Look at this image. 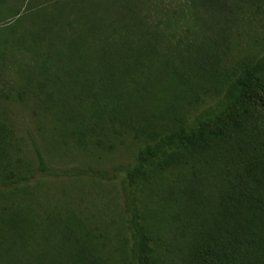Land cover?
Here are the masks:
<instances>
[{"label": "trees", "instance_id": "16d2710c", "mask_svg": "<svg viewBox=\"0 0 264 264\" xmlns=\"http://www.w3.org/2000/svg\"><path fill=\"white\" fill-rule=\"evenodd\" d=\"M0 264H264V0H0Z\"/></svg>", "mask_w": 264, "mask_h": 264}, {"label": "rangeland", "instance_id": "374dc122", "mask_svg": "<svg viewBox=\"0 0 264 264\" xmlns=\"http://www.w3.org/2000/svg\"><path fill=\"white\" fill-rule=\"evenodd\" d=\"M20 117H22V115L20 114ZM20 120H22V119H20Z\"/></svg>", "mask_w": 264, "mask_h": 264}]
</instances>
